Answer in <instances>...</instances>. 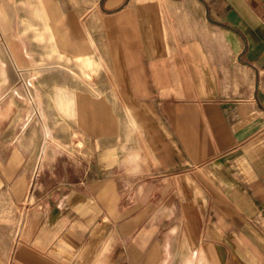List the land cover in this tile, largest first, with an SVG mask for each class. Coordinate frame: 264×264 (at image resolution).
I'll return each mask as SVG.
<instances>
[{"label":"crops","instance_id":"obj_1","mask_svg":"<svg viewBox=\"0 0 264 264\" xmlns=\"http://www.w3.org/2000/svg\"><path fill=\"white\" fill-rule=\"evenodd\" d=\"M42 3L120 98L41 145L0 86V264H264V0Z\"/></svg>","mask_w":264,"mask_h":264},{"label":"rangeland","instance_id":"obj_2","mask_svg":"<svg viewBox=\"0 0 264 264\" xmlns=\"http://www.w3.org/2000/svg\"><path fill=\"white\" fill-rule=\"evenodd\" d=\"M42 2L0 0V86L32 108L43 124L41 145L65 135L72 146L88 130L77 120H86L91 100L105 110V100L116 103L120 96L102 58L105 44H91L89 27L75 25L57 5L43 10Z\"/></svg>","mask_w":264,"mask_h":264}]
</instances>
